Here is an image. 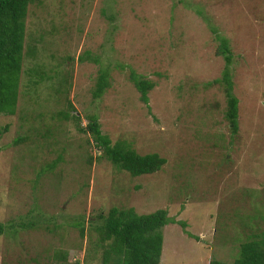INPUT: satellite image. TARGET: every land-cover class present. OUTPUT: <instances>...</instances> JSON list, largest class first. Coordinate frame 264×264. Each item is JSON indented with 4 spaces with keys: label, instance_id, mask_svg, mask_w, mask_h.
I'll return each instance as SVG.
<instances>
[{
    "label": "rangeland",
    "instance_id": "374dc122",
    "mask_svg": "<svg viewBox=\"0 0 264 264\" xmlns=\"http://www.w3.org/2000/svg\"><path fill=\"white\" fill-rule=\"evenodd\" d=\"M25 25L16 114L0 116L8 128L0 137V223L32 212L63 228L1 236L0 264H101L88 223L113 207L137 215L165 210L186 224L185 231L164 227L160 264H232L251 229L264 231V0H43L29 7ZM223 40L238 101L234 135L224 86L215 83L226 68L216 56ZM36 66L48 77L58 67V79L32 85ZM100 68L112 85L94 99ZM131 72L153 85L148 104ZM67 103L83 126L86 116L97 117L112 145L165 164L135 178L113 167L86 145L89 136L54 117ZM19 138L28 140L16 145ZM63 149L64 161L33 190L35 174ZM79 217L83 239L68 226ZM62 253L65 262L56 257Z\"/></svg>",
    "mask_w": 264,
    "mask_h": 264
},
{
    "label": "trees",
    "instance_id": "16d2710c",
    "mask_svg": "<svg viewBox=\"0 0 264 264\" xmlns=\"http://www.w3.org/2000/svg\"><path fill=\"white\" fill-rule=\"evenodd\" d=\"M43 0H0V116L13 117L16 114V107L19 96L20 77L24 63V46L26 40V25L28 9L33 4H42ZM28 53L33 54L34 47L29 45ZM33 47V48H32ZM216 56L222 57L226 64L222 79L215 83L223 84L226 97L225 119L228 122L230 133L233 135L238 131V101L232 95V81L228 72V67L232 61L228 43L226 40L220 42L216 50ZM81 59V58H80ZM79 59V60H80ZM73 61V58H66ZM78 60V61H79ZM83 60L79 62L82 63ZM85 62V61H84ZM90 63L99 64L97 58L89 60ZM43 66H36L29 73L34 77L31 84L38 86L44 81L47 83L56 78L59 73L58 67L55 71V77H48ZM23 74V73H22ZM130 80L134 88L140 93V100L148 104V93L153 89V85L148 81H141L138 76L131 72ZM61 82V88L64 87ZM112 81L106 68H100L98 78L92 97L99 99L110 89ZM61 90H64L61 89ZM58 88V91H61ZM67 91V90H66ZM65 92V91H64ZM74 108L67 103L66 111H59L55 118L64 124H70L80 135L89 136L86 145L94 146L102 152V157L106 158L113 167L120 171L129 173L131 177H140L151 175L161 170L165 161L159 156L152 154L138 156L127 144L117 143L112 145L111 141L101 133L99 120L95 116H86V125H82L80 116L72 114ZM71 112V113H70ZM60 126H56L59 131ZM7 127H0V137L6 133ZM26 138H19L14 143L26 142ZM49 148V145H48ZM65 149L61 150L53 162L43 166L34 176L35 182L32 189L35 190L39 180L52 173L58 163L64 161ZM100 159L99 157L97 158ZM96 158H88L92 162ZM35 209V208H34ZM28 212L24 217L19 218L15 223L10 219L7 224L0 223V237L8 234H17L19 231H34L44 226L46 232L54 234L62 230L63 225L50 222V218L44 219L39 213L33 215ZM260 215L257 220L260 221ZM98 223L89 221L92 232L98 236L95 247L100 250L101 264H160L163 229L169 224L177 223L185 231L187 228L184 222H176L168 217L167 211L159 210L150 215H137L132 209L111 208L108 214L98 216ZM262 220V219H261ZM264 220V219H263ZM69 227L78 229L81 239L85 237L88 231L85 229V220L78 218L75 222L68 224ZM259 227V223L257 225ZM32 228L33 230H30ZM252 228L248 239L239 245V256L232 264H264V231L253 233ZM56 234V233H55ZM198 241V238L195 239ZM61 262H65L66 254L56 255ZM75 264H80L78 261ZM209 264H225L219 261H211Z\"/></svg>",
    "mask_w": 264,
    "mask_h": 264
}]
</instances>
